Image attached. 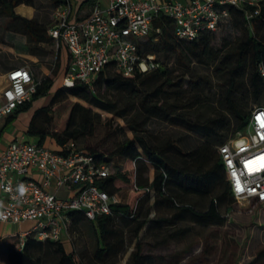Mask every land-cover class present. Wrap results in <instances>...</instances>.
I'll list each match as a JSON object with an SVG mask.
<instances>
[{
	"label": "trees",
	"instance_id": "1",
	"mask_svg": "<svg viewBox=\"0 0 264 264\" xmlns=\"http://www.w3.org/2000/svg\"><path fill=\"white\" fill-rule=\"evenodd\" d=\"M65 2L67 0H50V5L55 8ZM19 4L37 8L35 0H0V16L6 18L4 30L24 35L30 55L46 54L43 45L53 40L48 34L51 23L46 18L19 15L15 12ZM229 12L227 24L247 31L251 28L254 35L229 43L227 48L225 45L215 46L212 31L202 32L193 40L178 38L173 34L172 21L159 16L154 22L160 28L157 37L152 35L139 42L143 56L153 54L155 57L160 50L171 51L176 55V62L187 71L191 68L190 61H193L213 66L215 71L226 72L225 84L219 95L225 113L220 112L203 121L188 122L189 128L199 133L203 140L186 152L179 150L169 139L161 143L152 140L153 136L147 130L152 118L167 120L170 116L176 119V108L185 106L178 104L183 99V92L181 95L175 92L173 96L167 94L169 86H182L180 78L175 81L164 66L124 75L113 64H107L89 83L77 81L72 86H56L50 93L54 79L65 74L70 58L67 54L61 61L65 47L61 41L55 52L53 76L38 80L31 100L6 117L0 134L21 112L29 109L33 100L50 93L48 103L32 111L24 133L37 144L58 152H62L67 141L72 140L79 145L91 135L98 117L90 108L70 100V96L112 112L131 129L132 136L120 141L110 152L81 146L112 165L113 160L118 161L113 172L100 182L101 188L110 195L122 188L129 190L125 201L112 204L111 213L95 220L86 219L80 212L69 213V229L85 220L95 225L99 239L94 253L96 259L103 261L124 248L123 228H126L136 243L125 264H180L182 244L193 228L188 224L217 229L224 225L234 198L218 146L245 127L252 109L246 110L249 100L264 106V80L259 72L260 64L264 63V38L260 33L264 23V2L249 24L242 9L231 7ZM6 60L8 56L0 58V65L3 66ZM201 81L200 77L189 81L187 99L191 103H196L197 96L203 91ZM107 92L123 98L124 105L118 107L117 100H104ZM171 97L172 102L169 101ZM230 118L234 119L235 127L228 133ZM182 119L188 120L186 117ZM213 145H217L216 150ZM149 166L154 169L151 180L144 176ZM259 203L264 205V202ZM18 243L16 235L7 240L8 264H84L80 254L73 247L67 251L61 239L39 240L29 234L25 236L21 250L16 249ZM170 244L174 245V250L167 254L153 252ZM205 249L207 251L208 247ZM258 254V260H263L264 251Z\"/></svg>",
	"mask_w": 264,
	"mask_h": 264
},
{
	"label": "built area",
	"instance_id": "2",
	"mask_svg": "<svg viewBox=\"0 0 264 264\" xmlns=\"http://www.w3.org/2000/svg\"><path fill=\"white\" fill-rule=\"evenodd\" d=\"M90 13L71 18L69 2L54 9L49 36L61 41L70 55L63 86L89 83L107 64L124 75L148 71L157 66L153 54L143 56L139 42L157 37L154 25L159 16L169 18L173 34L193 40L202 32L216 31L230 19L229 9H242L249 24L264 0H91ZM259 72L264 80V68ZM0 85V119L31 100L37 80L26 65L4 72ZM226 179L235 201L264 202V106L249 112L244 131L218 146ZM35 171L40 180L30 176ZM113 172L111 162L97 158L70 140L62 152L24 138L11 140L0 152V221L19 223L33 220L30 230L21 233L17 250L26 235L44 240H60L68 234L70 212H80L88 220L111 213L121 202L100 182ZM60 190L68 191L61 196ZM250 210V209H248Z\"/></svg>",
	"mask_w": 264,
	"mask_h": 264
},
{
	"label": "rangeland",
	"instance_id": "3",
	"mask_svg": "<svg viewBox=\"0 0 264 264\" xmlns=\"http://www.w3.org/2000/svg\"><path fill=\"white\" fill-rule=\"evenodd\" d=\"M35 5L37 8H34L35 13L33 17L46 18L52 24L55 8L50 5V0H35ZM5 22L6 18L0 16V36L3 38V41L0 42V58L8 56V59H10L5 69L8 70L11 67L26 65L30 68L37 81L41 80L44 76H53L56 68V41L49 40L43 45L44 49L47 50V53L44 55H16L14 54L16 50L26 52V49L24 44L17 40V34L4 30ZM260 33L263 34L264 38V23L263 30ZM211 35L215 46L225 45L227 48L229 47V43L243 41L249 35L254 34L251 28L247 31L243 28H234L226 23L211 33ZM154 58L157 62L156 67L164 66L170 71V76L175 81L179 78L182 80V86L179 88H176V85L169 86L167 94L173 96L175 93L181 95L183 92V99H180L178 104H185V106L179 109L176 108L174 112L178 116H176V119H172L170 116L167 120L152 118L147 124V130L153 136L152 140L161 143L169 139L179 150L186 152L194 146L199 145L203 140L199 133L189 128L188 122L191 120L203 121L208 117L217 116L220 112L225 113L224 109H222L223 107L220 105L219 95L222 85L225 84L226 72L223 70L215 71V67L213 66L193 61H190L191 68L187 71L182 64L176 62V55L171 51L160 50L155 53ZM3 73L4 71L0 72V75ZM64 75L59 74L54 79L50 93L56 86L62 85ZM199 77L202 78L203 91L197 96L196 103H191L187 99L189 96L188 86L191 85L189 81ZM50 93L33 100L29 109L21 112L17 116V119L20 120L22 116L32 112L35 108L47 104L51 96ZM115 97L116 94L114 92H107L105 93L104 100H117L118 107H122L125 100L119 96ZM69 99L78 101L98 114V117L94 121L93 133L79 142L80 147L88 146L107 153L114 149L120 141L132 136L131 129L121 117L79 98L70 96ZM172 100V97L169 98L170 102ZM255 105V102L249 100L246 110L253 108ZM184 117L188 118V120L182 119ZM12 122L7 125V130L13 127ZM234 127L235 121L233 118H230L228 133H231ZM244 129L245 127L241 131H244ZM28 138H30V141H33V138ZM216 146L213 145L215 150ZM117 162V160H113L112 166L115 167ZM153 173V167L149 166L144 176L150 180L153 177ZM128 191L127 188H122L117 192L121 202L126 200ZM231 207V211L226 214L224 225L218 229L188 224V226L193 228L190 234L185 236V242H182V260L180 264H262L264 262V259L258 260V252L264 251V205L256 202L254 199L241 200L240 202L233 200ZM248 209H252V211ZM123 230L124 248L116 255L107 257L103 261L96 259L94 255L99 239L95 225L91 222L85 220L70 229L68 228L67 238H62L61 240H63L67 251L73 247L80 254L84 264H125L129 254L135 247L136 239L126 228H123ZM204 238H206L205 241ZM206 247H208L207 251H205ZM173 250L174 245L170 244L166 248L154 250L153 252L167 254ZM0 264H8L6 252H0Z\"/></svg>",
	"mask_w": 264,
	"mask_h": 264
},
{
	"label": "crops",
	"instance_id": "4",
	"mask_svg": "<svg viewBox=\"0 0 264 264\" xmlns=\"http://www.w3.org/2000/svg\"><path fill=\"white\" fill-rule=\"evenodd\" d=\"M68 2L71 8V18L72 19L83 18L87 16L91 11V5H92L91 0H68ZM99 4L101 7H105L107 4V0H99ZM15 12L21 16L31 18L33 17V14L35 13V9L34 7L30 5L19 4L15 7ZM17 35H18L17 40L22 42L25 46V43H26L25 36L21 34H17ZM56 44H58V42H56ZM25 49H26V52L16 50L14 54L19 55V56L20 55L21 56H25V55L31 56L28 53L26 46H25ZM67 54H69L68 50L66 49V47H63L62 52H61V57H62L61 61H64V59L67 57ZM9 60L10 59L3 61V66L0 65V72L6 71L5 67L7 66ZM4 83H5V80H4V73H3L2 75H0V85L2 86ZM31 113L32 112L28 113L27 115L22 116L20 120L16 118L12 122L13 127L10 128L9 130H7V126L3 129V131L0 134V152L13 139H16V138H24L27 140L30 139L24 132H25L28 120L31 116ZM6 117L0 119V131L4 127ZM30 176H32L36 180L41 179L40 175L35 171H32ZM59 194L61 196H65L66 194H68V191L60 190ZM34 223L35 222L33 220H23L19 223H13L10 221H0V252H6V244H7V240L9 237L13 235L19 236L21 233L30 230V228L34 225ZM62 238L65 239L67 238V236L64 235Z\"/></svg>",
	"mask_w": 264,
	"mask_h": 264
}]
</instances>
